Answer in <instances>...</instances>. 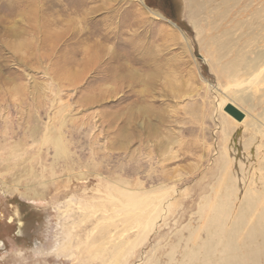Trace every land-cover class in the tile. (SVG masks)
<instances>
[{
    "label": "rangeland",
    "instance_id": "rangeland-1",
    "mask_svg": "<svg viewBox=\"0 0 264 264\" xmlns=\"http://www.w3.org/2000/svg\"><path fill=\"white\" fill-rule=\"evenodd\" d=\"M187 6L0 0V264H101L122 234L134 240L126 264H167L179 233L198 224L227 141L218 100L242 89L224 90ZM254 87L253 102L233 104L244 118L229 126V146L260 161L262 176L264 84ZM27 187L42 196L25 199ZM123 188L153 189L148 211L170 203L144 237L143 222L126 233L107 201Z\"/></svg>",
    "mask_w": 264,
    "mask_h": 264
},
{
    "label": "bare ground",
    "instance_id": "bare-ground-1",
    "mask_svg": "<svg viewBox=\"0 0 264 264\" xmlns=\"http://www.w3.org/2000/svg\"><path fill=\"white\" fill-rule=\"evenodd\" d=\"M186 1L188 4L187 17L197 28L198 42L205 52L206 58L219 74L227 77L230 81L231 86L224 90L226 91L230 87L241 88L242 90L234 98L230 97L233 94L229 95L230 98L223 95L219 97L218 114L225 121L222 124H224L223 130L227 141L221 153L219 152V165L217 173L214 175V184L211 186V195L202 200V206L200 205V211L197 213L198 224L196 226L187 225L186 237L179 233L177 242L172 245L171 251L167 255V264H264V175L261 176L260 161L256 162L258 167L256 165L249 166L248 162L246 163L235 156V152L229 146L231 138L229 126L234 128L236 119L225 112V108L229 104L235 108L233 105L235 102H242L243 104L253 102L252 87L261 83L264 84V0ZM147 10L154 18H163L159 13L151 9ZM169 23L173 28L177 27L174 23ZM224 59L228 61L219 65L220 61ZM261 89L263 88L261 87L258 91ZM261 92L263 91L257 94L259 95ZM262 100L259 101L262 102ZM257 130L259 132V129L256 128L255 131ZM263 138L264 136L262 140ZM254 140L256 142V139ZM124 186L122 185V187ZM123 189L120 191L115 189L120 194L117 198L112 195V192H109L107 201L113 203L114 212L117 211L125 219L126 233H129L131 229H136L138 221L140 223L138 227L143 222V229L140 230L139 228L140 234L143 236L151 229V226L153 227L159 222L153 221L161 219L157 215L161 216V214L166 213L170 203L165 201L159 207L156 205L157 208L148 211L149 206L146 207V204H150L149 202L153 198H151L154 193L152 188L151 191L146 192L149 196L142 195L138 190L132 192L127 190L128 188ZM27 191L31 192L28 187ZM178 192L176 188L173 189L174 196ZM21 195L30 201H36L42 196L35 191L31 192V196L27 192ZM144 196L145 200L142 199ZM115 216L117 215L113 217ZM110 218L112 217L110 216ZM120 225L122 226V224ZM114 230L117 231L118 229L114 228ZM109 234L112 235V233ZM132 240L129 236L124 237L123 234L115 237L113 241L111 239L110 244L106 243L105 240V245L108 244L110 248L106 250V256L102 258V254L100 255L101 264H126L127 254L130 255L129 252L133 246ZM181 242L182 247L179 249ZM65 245L69 246V244ZM67 246H62V249L67 248ZM102 247L104 246L102 245ZM100 251L103 250L100 249ZM176 254H179L177 258ZM158 260L150 257L149 261L143 260L140 264H158Z\"/></svg>",
    "mask_w": 264,
    "mask_h": 264
},
{
    "label": "water",
    "instance_id": "water-1",
    "mask_svg": "<svg viewBox=\"0 0 264 264\" xmlns=\"http://www.w3.org/2000/svg\"><path fill=\"white\" fill-rule=\"evenodd\" d=\"M200 58V56H198ZM225 112L235 118L237 121H242L244 118V114L234 108L232 105H228L225 108Z\"/></svg>",
    "mask_w": 264,
    "mask_h": 264
},
{
    "label": "flooded vegetation",
    "instance_id": "flooded-vegetation-1",
    "mask_svg": "<svg viewBox=\"0 0 264 264\" xmlns=\"http://www.w3.org/2000/svg\"><path fill=\"white\" fill-rule=\"evenodd\" d=\"M169 3H171V1H166V4H167V7H168V10L170 11L172 9V6L169 5ZM172 5V3H171Z\"/></svg>",
    "mask_w": 264,
    "mask_h": 264
}]
</instances>
